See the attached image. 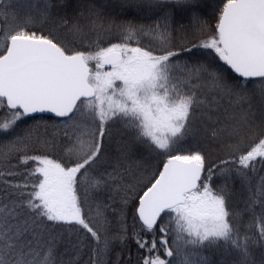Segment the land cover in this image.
<instances>
[{"label":"snow or ice","instance_id":"obj_1","mask_svg":"<svg viewBox=\"0 0 264 264\" xmlns=\"http://www.w3.org/2000/svg\"><path fill=\"white\" fill-rule=\"evenodd\" d=\"M0 264H264V0H0Z\"/></svg>","mask_w":264,"mask_h":264}]
</instances>
